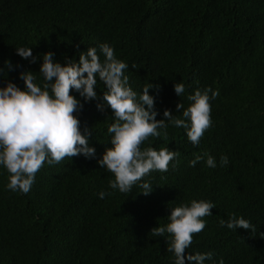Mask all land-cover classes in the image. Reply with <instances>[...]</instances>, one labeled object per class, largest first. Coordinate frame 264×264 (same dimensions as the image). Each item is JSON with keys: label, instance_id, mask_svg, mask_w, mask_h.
Listing matches in <instances>:
<instances>
[{"label": "trees", "instance_id": "obj_1", "mask_svg": "<svg viewBox=\"0 0 264 264\" xmlns=\"http://www.w3.org/2000/svg\"><path fill=\"white\" fill-rule=\"evenodd\" d=\"M101 44L128 65L124 74L138 95L158 85L149 89L157 120L166 109L183 118L197 89L217 91L211 127L194 146L183 127L166 121L161 136H149L140 148L167 147L180 155L167 172L152 171L121 193L109 187L114 174L97 163L112 146V110H98V101L85 102L73 89L83 104L75 115L82 133L92 129L95 157L45 162L26 194L8 189L10 173L0 165V264H175L167 251L170 235L151 230L166 226L171 209L192 200L215 207L203 218L206 227L193 234L185 264L188 254L208 252L213 256L204 264H264V0H0V88L11 81L23 90L19 73L28 70L42 87L39 70L48 51L64 65L94 47L103 62ZM20 47H31L36 63L17 55ZM175 83L185 85L180 97ZM96 91H106L98 78ZM179 102L184 109L176 112ZM196 155L203 159L190 166ZM143 182L153 186L147 196L140 194ZM232 215L255 230L227 228Z\"/></svg>", "mask_w": 264, "mask_h": 264}, {"label": "clouds", "instance_id": "obj_2", "mask_svg": "<svg viewBox=\"0 0 264 264\" xmlns=\"http://www.w3.org/2000/svg\"><path fill=\"white\" fill-rule=\"evenodd\" d=\"M100 51L105 57L103 62L97 49L92 47L79 53L78 62L66 58L64 65L54 60L55 53L45 52L39 70L44 80L42 87L35 82L34 72L28 70L19 73L25 85L23 90L11 81L0 88V165L10 173L8 189L28 193L35 174L45 162L53 165L66 157L81 154L86 158L95 157V148L89 146L92 129L85 128L82 133L75 115L82 110L83 104L70 94L73 89L85 102L98 101V110L103 111L105 105L112 110L114 122L107 129L112 134V146L105 149L97 163L114 174L109 187L121 193H129L133 185L152 171L167 172L170 162L180 155L167 147L158 151L152 147L140 148L149 136H161L158 129H166V121L175 127H183L194 146L211 127L210 99L218 96L217 91L197 89L188 97L192 103L187 109L180 102L176 105V112L184 109L183 118L175 117L166 109L164 118L157 120L158 113L154 110V98L149 95V89L158 88V85H146L138 95L128 85V77L124 74L128 65L117 59L114 49L107 44H101ZM16 54L23 59L31 58L30 63H36L39 58L33 56L31 47L16 48ZM5 65L9 70L13 68L10 61H5ZM3 72L0 68V73ZM97 78L106 88L100 96L96 91ZM173 87L179 97L185 92L183 83H175ZM164 136L167 137L166 132ZM204 155L207 166L215 168V159L207 153ZM201 159L202 156L196 155L190 166H195ZM227 164V156H222L220 165ZM139 187L142 189L140 194L145 196L153 190L149 182H143ZM106 194L99 193V198L103 199ZM214 207L213 203L204 200L181 204L171 209L170 222L166 226L151 230L155 236L170 235V240L166 241L167 251L174 253L175 264H185V250L191 245L193 234L206 227L203 218L212 215ZM220 224L224 226L225 221L221 220ZM226 226L233 230H255L248 220L235 215L229 218ZM212 256L213 253L208 252L188 254L186 258L190 264H204ZM219 264H224L222 259Z\"/></svg>", "mask_w": 264, "mask_h": 264}]
</instances>
